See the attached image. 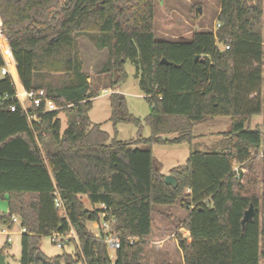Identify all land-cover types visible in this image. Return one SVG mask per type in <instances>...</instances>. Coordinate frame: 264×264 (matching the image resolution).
<instances>
[{"label": "trees", "instance_id": "trees-1", "mask_svg": "<svg viewBox=\"0 0 264 264\" xmlns=\"http://www.w3.org/2000/svg\"><path fill=\"white\" fill-rule=\"evenodd\" d=\"M154 5L0 0V69L5 61L11 65L15 84L9 76L0 79V198L7 196L9 211L0 224L11 228L17 216L25 229L19 264H153L154 209L177 204L187 214L178 228L188 233L176 232L180 264L264 262V158L257 156L264 134L249 128L258 115L264 125L263 0H220L216 31L194 32L187 41L155 39ZM82 37L105 52L96 75L101 89L114 91L125 82L130 63L149 106L141 121L128 113L122 95L110 94L112 138L89 119L98 93L82 72ZM163 59L172 65L160 64ZM15 88L44 91L60 109L29 122ZM214 118L230 124L220 149L189 148L184 164L169 171L176 188L167 186L152 147L190 146L194 128ZM119 124L135 126L136 138L118 140ZM142 124L149 137L142 136ZM58 198L63 212L55 206ZM249 206L253 218L242 227ZM88 222L99 225L98 236ZM102 222L119 239L113 260ZM71 230L78 253L35 259L42 237Z\"/></svg>", "mask_w": 264, "mask_h": 264}, {"label": "rangeland", "instance_id": "rangeland-1", "mask_svg": "<svg viewBox=\"0 0 264 264\" xmlns=\"http://www.w3.org/2000/svg\"><path fill=\"white\" fill-rule=\"evenodd\" d=\"M264 5V0H263ZM220 12V0H155L154 5V35L158 41H187L194 32L208 31L214 32L217 22V16ZM264 25V14H263ZM219 49L221 46L218 45ZM79 57L82 61V72L89 78L98 97L93 100V106L89 112V119L94 124H100L102 130L107 132L112 138L115 130L108 121L110 116L109 96L112 93H118L123 96L127 111L133 117L143 120L149 112V106L140 92L135 79V69L130 63H126L124 71L126 80L109 94H102V86L96 79L97 71L103 65L105 60L104 52H97L91 46L89 41L82 37L78 39ZM2 78V75H0ZM253 97L251 96L250 99ZM61 121V130L66 127V117L59 115ZM222 120H226L222 119ZM250 129L258 128L264 134V125L260 115L252 117L249 123ZM229 129L224 124H203L194 129L196 139L189 146L181 144L176 146L152 147L154 163L159 171L165 176L169 171L177 166L184 164L188 157L189 148L194 151L205 152L209 149L218 150V136L214 135L221 132H227ZM137 136V128L129 124H119L116 126V138L120 141H129ZM142 136L149 137L150 130L148 126L142 124ZM201 136V137H199ZM264 150L261 147L258 152ZM261 160V158H259ZM7 196L0 198V215H8ZM82 203L86 209L90 205L85 197ZM186 212L182 210L179 204L166 207L156 206L153 213L152 237L150 238L151 251L153 253V264H180V254L178 252L175 238L176 228L185 218ZM88 230L98 236L100 233L99 225L95 222L87 223ZM3 230H7L4 233ZM182 234L186 235L184 231ZM21 232L18 224H13L11 228L0 224V255L5 264H19L21 257ZM69 243L64 242L62 248H57L52 241L51 236H44L38 243V251L46 259L55 258L62 254L74 256L78 253V247L75 238ZM162 242V243H161ZM108 255L111 260L114 259L115 252L108 248ZM75 264H82L81 262ZM260 264H264L261 262Z\"/></svg>", "mask_w": 264, "mask_h": 264}, {"label": "built area", "instance_id": "built-area-1", "mask_svg": "<svg viewBox=\"0 0 264 264\" xmlns=\"http://www.w3.org/2000/svg\"><path fill=\"white\" fill-rule=\"evenodd\" d=\"M218 27L219 25L217 24L215 31ZM225 49H228V48H225ZM0 73L2 76H9L12 84L15 85L14 79L11 73L8 71V69L5 66L0 69ZM109 93L110 91L108 89L102 90V94H109ZM15 98L19 101L21 108L23 112L26 114L27 120L29 122H37L40 114H44L48 112H55L60 109L59 107L55 105V103L51 99L47 98L44 91H37V92L33 90L25 91L23 89L19 90L15 88ZM31 109L37 110V112L30 114L28 111ZM10 110L13 111L14 107H11ZM257 156L259 158H264V150L258 152ZM238 168H239L238 165H234L233 170L237 171ZM55 206L56 208L60 209L63 212V206L59 198L55 201ZM11 220H12V223L19 225L21 233L25 232V229L20 227V220L17 216H12ZM101 231L103 233V241L105 245L107 246V248L113 249L114 252L117 249H119V245H120L119 239L115 235L109 232L108 222L101 223ZM3 232L7 233V230H3ZM50 236L52 237L53 243L59 249L62 248V244H63L62 241H67L71 237L75 238L72 230L66 235L52 233ZM132 242H133V239L130 240V244H132Z\"/></svg>", "mask_w": 264, "mask_h": 264}, {"label": "water", "instance_id": "water-1", "mask_svg": "<svg viewBox=\"0 0 264 264\" xmlns=\"http://www.w3.org/2000/svg\"><path fill=\"white\" fill-rule=\"evenodd\" d=\"M0 27H1V23H0ZM160 64L166 65V66H171L172 65L171 63L167 62L164 59L161 60ZM164 183L167 186H171L172 188H176V186H177V182H176L175 178L170 176V175H167V176L164 177ZM253 214H254L253 208H252V206H249V208L243 214V218L241 220V226L242 227L244 226V224L247 221H249V220H251L253 218ZM35 259L41 260L42 262H45V258L42 257L39 253L35 254ZM0 264H5L4 263V259H3V257L1 255H0Z\"/></svg>", "mask_w": 264, "mask_h": 264}, {"label": "crops", "instance_id": "crops-1", "mask_svg": "<svg viewBox=\"0 0 264 264\" xmlns=\"http://www.w3.org/2000/svg\"><path fill=\"white\" fill-rule=\"evenodd\" d=\"M263 12H264V5H263ZM105 53V52H104ZM5 67L8 69V71L11 73V75H12V68H11V65H9L6 61H5ZM0 75H1V73H0ZM1 79V78H0ZM93 106V105H92ZM222 119H225V118H214V119H212L210 122H208L207 124H216V125H219V124H224L225 125V127H228V129H229V120L226 118V120H222ZM94 124V123H93ZM196 128V127H195ZM194 128V129H195ZM194 132V131H193ZM228 132V131H227ZM226 132H221V133H217V134H214V135H217L219 138H218V142H217V144H218V150L220 149V143H221V141H222V135L223 134H225ZM195 136V135H194ZM196 137L197 136H195V139H196ZM199 137H201V136H199ZM209 150H212V151H218V150H213V149H209ZM209 150H207V151H209ZM153 163H154V159H153ZM154 166H155V168H157L158 170H159V168H158V166H156L155 165V163H154ZM163 174V173H162ZM164 175V174H163ZM167 175H169V173L167 174ZM181 208V207H180ZM182 209V208H181ZM183 210V209H182ZM186 212V211H185ZM187 215V214H186ZM186 217V216H185ZM185 219V218H184ZM183 219V220H184ZM182 220V221H183ZM180 225V224H179ZM179 225L177 226V228H176V232L177 231H182V229H179L178 227H179ZM184 233H186L187 234V236H188V233L186 232V231H184ZM183 236L184 237H187L186 235H184L183 234ZM175 242H176V240H175ZM162 243V242H161ZM176 246H177V244H176ZM178 249V248H177ZM178 252H179V254H180V263H182V256H181V253H180V251L178 250Z\"/></svg>", "mask_w": 264, "mask_h": 264}]
</instances>
